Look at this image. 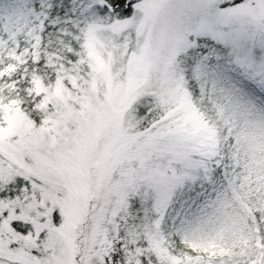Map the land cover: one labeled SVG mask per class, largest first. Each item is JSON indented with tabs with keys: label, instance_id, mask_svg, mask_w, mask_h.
I'll list each match as a JSON object with an SVG mask.
<instances>
[{
	"label": "snow or ice",
	"instance_id": "obj_1",
	"mask_svg": "<svg viewBox=\"0 0 264 264\" xmlns=\"http://www.w3.org/2000/svg\"><path fill=\"white\" fill-rule=\"evenodd\" d=\"M0 264H264V0H0Z\"/></svg>",
	"mask_w": 264,
	"mask_h": 264
}]
</instances>
